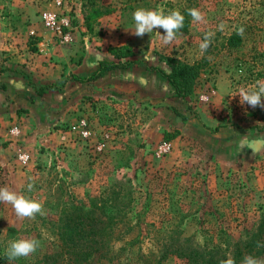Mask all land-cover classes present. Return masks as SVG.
Masks as SVG:
<instances>
[{"label": "rangeland", "instance_id": "rangeland-1", "mask_svg": "<svg viewBox=\"0 0 264 264\" xmlns=\"http://www.w3.org/2000/svg\"><path fill=\"white\" fill-rule=\"evenodd\" d=\"M138 8L166 15L178 10L187 28L169 45L162 29L137 37L131 31ZM192 8L204 22L192 21ZM45 10L80 21L90 43L97 41L93 36L117 38L138 63L95 88L70 85L72 74L49 80L45 85L54 87L38 100V110L4 126L0 188L41 202L47 214L20 219L0 203V264L35 262L54 252L58 219L71 204L117 217L102 240L87 241L105 247L102 264H156L164 249L177 246L213 256L216 264L237 252V264L249 255L264 259V109L241 105L237 95L264 80V0H61L60 6L56 0H0V23L28 31ZM241 27V43L228 45L226 37ZM207 33L214 36L202 55ZM64 46L53 39L48 66L59 63L56 50ZM169 59L203 62L188 94H177L154 69L171 73ZM81 117L90 138L69 131ZM14 123L20 131L11 139L7 128ZM166 132L176 136L166 140ZM163 142L169 147L160 151ZM19 151L29 154L27 164L17 160ZM259 230L258 245L246 247ZM17 239L40 246L9 261L6 249ZM159 264L196 263L169 250Z\"/></svg>", "mask_w": 264, "mask_h": 264}, {"label": "crops", "instance_id": "crops-1", "mask_svg": "<svg viewBox=\"0 0 264 264\" xmlns=\"http://www.w3.org/2000/svg\"><path fill=\"white\" fill-rule=\"evenodd\" d=\"M78 24L80 21L73 25L71 40L64 44V48L55 49L61 52V55L56 54L59 63L48 66L46 62L50 60L51 50H54L52 31L34 21L27 25L28 31L24 32L0 23V132L15 118H24L30 113L33 115V111L38 110V100L45 98V93L38 96L35 92L37 87L44 86L49 80H64L71 74L86 76L98 67L100 60L118 61L108 47L122 45V42L106 35L93 36L92 39L97 41L90 43L85 35L80 34L84 28ZM75 56H78L77 63L72 62ZM123 70L125 68H115L95 80H73L70 85L78 83L95 88L109 82L116 72L123 75Z\"/></svg>", "mask_w": 264, "mask_h": 264}, {"label": "trees", "instance_id": "trees-1", "mask_svg": "<svg viewBox=\"0 0 264 264\" xmlns=\"http://www.w3.org/2000/svg\"><path fill=\"white\" fill-rule=\"evenodd\" d=\"M184 27L179 32H184L188 25V19L184 15ZM73 25L76 21H72ZM226 41L230 46H237L242 41V36L238 35L237 32H231L227 37ZM108 51L117 58L118 61L113 60H100L98 67L86 76H79L72 74L71 78L77 81L86 82L95 80L108 71L119 67H125L131 63H138V60L130 59L134 56L133 51L127 45L109 46ZM126 58V60L121 63V59ZM169 66L171 67V73L164 74L158 68L159 72L166 77L171 84L175 87L176 93L179 95H186L191 91L193 81L199 73V68H201L203 62H196L193 64L184 63L176 61L174 59H169ZM54 87L53 84H48L44 86H39L35 89L38 96L44 94V92ZM175 113L185 120V116L175 111ZM176 134V133H175ZM174 133L166 132L164 137L166 140H171L176 135ZM115 215H103L96 214L94 210H84L78 205L71 204L58 219V244L57 249L49 254L44 255L42 258L35 262H21L19 264H102L100 259L105 255L104 246H91L87 245V241H93L98 239L102 240L103 237L111 231L106 229L110 226H114L116 223ZM262 230H259L257 238L251 239L246 247L253 248L258 245V238L262 237ZM260 248V247H258ZM263 250V248H260ZM172 250L187 257L190 261H194L196 264H216L217 259L213 256L204 257L197 250L190 247L177 246L175 248L167 247L164 249V253ZM165 254H161L159 258L155 261L156 264L160 263V258H163ZM240 252L234 255V262L237 264L239 260Z\"/></svg>", "mask_w": 264, "mask_h": 264}, {"label": "clouds", "instance_id": "clouds-1", "mask_svg": "<svg viewBox=\"0 0 264 264\" xmlns=\"http://www.w3.org/2000/svg\"><path fill=\"white\" fill-rule=\"evenodd\" d=\"M193 22H204V14L198 9L192 8L188 10ZM135 23L133 35L143 37L145 34H151L154 30L162 29V42L165 45L172 44L179 31L184 27L185 17L178 10H171L167 15L159 10H147L138 8L133 13ZM223 29V25L220 26ZM244 29L241 27L237 34L243 35ZM214 33H207L200 43V53L203 55L211 46ZM240 98L241 105H248L255 109L257 107L264 109V80H258L253 88H241L237 94ZM32 184L28 185L31 191ZM0 203L10 204L15 215L20 219H34L37 215L45 216L46 210L41 202L30 199L15 191L9 190L7 187L0 188ZM40 242L36 239H17L10 242L6 249L5 255L9 261L19 258H27L36 252ZM223 264H235L234 260L228 259ZM242 264H264V259L254 256H246L243 258Z\"/></svg>", "mask_w": 264, "mask_h": 264}, {"label": "built area", "instance_id": "built-area-1", "mask_svg": "<svg viewBox=\"0 0 264 264\" xmlns=\"http://www.w3.org/2000/svg\"><path fill=\"white\" fill-rule=\"evenodd\" d=\"M58 6L61 4V0H56ZM41 25L53 33V39L55 43L64 45L71 40L70 31L73 29L70 17L67 15L60 14L54 10H45L40 14ZM31 34H34L31 31ZM19 126L17 124H11L7 128V133L11 135V139L19 133ZM70 132H76L79 137L87 139L92 136V129L85 117H81L75 125L70 127ZM169 147V142H163L160 146V151L166 150ZM98 149L101 148L99 143ZM17 160L25 165L28 163L29 154L24 151H19L16 155Z\"/></svg>", "mask_w": 264, "mask_h": 264}]
</instances>
